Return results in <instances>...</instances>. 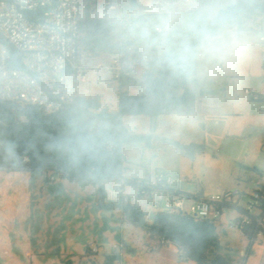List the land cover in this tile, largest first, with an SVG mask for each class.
I'll return each mask as SVG.
<instances>
[{
    "label": "rangeland",
    "instance_id": "1",
    "mask_svg": "<svg viewBox=\"0 0 264 264\" xmlns=\"http://www.w3.org/2000/svg\"><path fill=\"white\" fill-rule=\"evenodd\" d=\"M234 1L222 0L220 4L223 7L220 9L230 5L225 3L233 4ZM121 3V6L108 13L115 22L114 37L109 34L106 38L91 40L92 48L88 43L84 44L81 57L86 69L84 72L80 71V75L84 73V82L79 81L78 74V94L99 97L102 107L107 106L111 112L117 110L115 88L118 82L112 81L113 72L110 69L118 56L115 44L117 34L121 32L125 40L141 45L144 59L162 58L187 42L193 11H208L219 5L217 0H193L190 4H186L185 0H121ZM125 7L132 11V26L122 27L120 23L119 15ZM156 27H160L163 32H155ZM233 34L234 36L226 32L220 37L205 39L201 44L196 66L198 83L195 88L199 92V98L195 115L122 117L123 124L128 129L145 138L139 144H126L123 147L128 162L124 172L126 178L146 177L143 166L150 165L152 181H155L156 171H165L181 182L184 191L195 193L202 190L205 195L222 194L230 186L234 187L238 183V176L244 174L241 165L250 166L247 163L248 157L259 162L264 160V154L256 153L261 149L260 131L264 130V112L261 111L263 107L250 103L247 94V91H251L249 87L263 86L260 83H264V47L260 44L261 35L255 31H241L239 40ZM138 78H141V74ZM129 90L135 92L141 88L138 86ZM174 141L185 145L204 144L206 149L191 159L178 152L172 144ZM35 174L37 173L2 172L0 187L12 189L11 193L18 197L24 189L33 195L37 184L31 180V176ZM179 181L173 187H177ZM47 185H62L70 189L60 195L61 200L55 202V210L62 212L64 222L72 221V227L64 229L65 240L58 235L55 249L57 253L49 252L43 260L35 257L36 264H107V257L114 253L116 245L119 250L122 249L123 259L114 260L112 264H193L181 261L173 245L163 248L161 254L159 250L148 252L146 245L149 244V238L142 229L122 224L117 210L98 209L96 185L71 184L67 181L49 182ZM128 191L131 202H137L133 200L134 192L131 189ZM16 196L8 195L6 198L5 213L8 220H16L25 207V216L33 214V218H40L41 210L37 211L36 206L29 202L25 204L22 197ZM81 203L86 204L85 218L82 217L79 221L73 217L79 215ZM138 204L144 208L141 200ZM236 215L235 211L225 210L221 218L226 230V234H222L221 242L228 247L225 254L231 258V264H264V236L258 237L250 248L247 238L241 232L227 228L228 221ZM75 222L81 224L76 230L73 229L77 225ZM11 233L13 235L15 232ZM40 237L42 239V234ZM75 237L77 242H82L85 238L88 243L95 241L99 245L97 254L86 255L85 248H78L81 251L77 252L80 245L77 242L75 244ZM44 246H48V240ZM33 248L35 249V245ZM69 251L73 252L67 253Z\"/></svg>",
    "mask_w": 264,
    "mask_h": 264
},
{
    "label": "trees",
    "instance_id": "2",
    "mask_svg": "<svg viewBox=\"0 0 264 264\" xmlns=\"http://www.w3.org/2000/svg\"><path fill=\"white\" fill-rule=\"evenodd\" d=\"M104 3L122 4L121 0H80L78 56L75 67H69L75 74L86 69L79 61L84 44L88 43L92 48L91 40L106 38L109 34L114 37L116 33L109 10L102 8ZM249 22H258V28L248 30L264 35V0H235L211 15L195 10L191 13L187 42L180 49H173L162 58L154 59H144L141 45L125 40L121 32L117 34L115 44L121 70L120 76L112 80L118 82L115 112L107 106L102 107L99 97L82 96L78 92L72 103L51 115L22 101L0 100V173H43L48 182H51L50 176H56L60 181L71 184L96 185L99 210H117L122 224L142 229L153 244L146 245L150 248L148 252L173 245L181 261L231 264V258L225 254L228 247L221 242L222 215L225 210L236 212L233 229L247 238L251 248L258 237L264 236V186L260 185L254 191L256 197L251 195L247 206H241L238 200L228 199L213 206V210L219 213L217 219L202 217L187 209L164 208L154 210L151 219L146 221L143 208L137 202H131L129 196L126 200L121 195L117 202L109 203L106 192L107 187L115 186L121 179L124 180L122 192L161 187L147 178L125 177L128 162L123 153L124 145L139 144L145 138L128 129L122 117L195 115L199 98L195 88L198 83L196 66L202 42L221 36L231 27L239 32L247 30L245 27ZM8 46L12 57L10 67L22 68L16 49L10 44ZM134 69L137 73H133ZM139 74L141 78H138ZM138 86L140 91L129 90ZM247 94L250 103L260 104L264 110L263 94L253 91H247ZM165 141L171 143L170 140ZM172 144L181 155L191 159L206 149L204 144L185 145L175 141ZM172 189L176 196L185 197L187 203L203 199L202 194ZM163 190L171 188L163 186ZM251 202L253 207L249 210L247 207ZM85 254L93 256L97 253L87 248ZM122 259L120 249L117 255H109L106 262L112 264L114 260Z\"/></svg>",
    "mask_w": 264,
    "mask_h": 264
},
{
    "label": "built area",
    "instance_id": "3",
    "mask_svg": "<svg viewBox=\"0 0 264 264\" xmlns=\"http://www.w3.org/2000/svg\"><path fill=\"white\" fill-rule=\"evenodd\" d=\"M190 4L191 0H185ZM119 7L117 4L104 3L102 8L109 11ZM120 23L133 25V15L129 8H122ZM80 0H0V100L22 101L37 106L45 114L59 112L76 97L78 74L69 70L75 67L80 36ZM157 33L163 32L156 27ZM8 44L12 45L22 64V68L10 67L12 60ZM260 44L264 45V35L260 36ZM113 77L120 76L118 56L110 66ZM133 73H137L134 69ZM81 82L85 77L80 78ZM147 177H151L150 165L145 166ZM51 182H59L56 176H50ZM149 179V178H147ZM150 180V179H149ZM152 181V180H150ZM177 180L165 171L155 172V181L161 187L137 189L135 198L142 201L144 218L150 220L157 209H187L189 212L212 219L219 213L213 206L221 204L225 199L236 201L239 190L223 194L203 195V199L192 201L187 206L185 197H178L172 189ZM124 180L106 192V201L115 203L121 195L128 199L127 191L122 192ZM163 186L171 190H163ZM252 196L256 197L253 192ZM130 197V196H129ZM253 202L247 207L251 210ZM233 220L230 226L233 228ZM92 252L97 253L99 245L95 241L87 244ZM116 245L114 255L119 253ZM150 251V248L146 247Z\"/></svg>",
    "mask_w": 264,
    "mask_h": 264
},
{
    "label": "crops",
    "instance_id": "4",
    "mask_svg": "<svg viewBox=\"0 0 264 264\" xmlns=\"http://www.w3.org/2000/svg\"><path fill=\"white\" fill-rule=\"evenodd\" d=\"M191 1L193 2V0ZM217 1L219 2V5L215 9H210V10L208 9V11H201V9H198V11L205 13V14H209V15L214 14L215 12L220 10V8L223 7V5L221 6L220 4L222 0H217ZM225 4L231 5V3H225ZM114 18L116 19V17ZM253 27L258 28V22L256 23L249 22L246 24L245 28H247V31H248L249 28H253ZM226 32H228L229 35H233V36H234L233 33H235L237 35L236 39L239 40L240 32L237 31L235 28L231 27L227 29L224 33ZM251 44L255 45L256 43H251ZM261 47H264V46L262 45ZM79 61L82 67L86 68V66H83L82 64L81 52H80ZM83 75H80V78ZM78 80L76 82V91H78L77 85L80 81ZM260 85H263V86L249 87V88H251L250 90L253 92L264 95V83H260ZM261 111L264 112L263 109H261ZM255 130H258V129H255ZM249 136L251 137V135ZM260 145H261L260 147L261 149L256 151V153L259 155H261V153L264 154V130L263 129H261L260 131ZM251 158L252 157L247 158L248 160L247 163H249L250 166H252V168L249 165H241L242 169H244V174L238 176L237 178L238 183L234 187L230 186L228 190L224 191V193H226L234 189L239 190V195L237 196V200L241 206H247L248 202L250 201V196L253 194V192L256 189H259L260 185L264 186V175H263L264 174V160L262 159V162H259ZM13 173H23V172H13ZM129 178H133V177H129ZM134 178H137V177H134ZM144 178H149L150 180H152L151 177L146 176ZM31 180H33V182L37 184V187L35 188V192L33 193V195L31 194V192H28V190L24 189L22 193L19 194V197L23 198V201L25 202V204L26 202H29L30 205L32 204L33 206H36L37 211L41 210L39 219L33 218V214L25 216L24 213L25 211H27V208L25 207V210H23V212H20L22 213V215L18 214L16 217L17 218L16 220L15 218L8 220L6 218V216L8 217V215L5 213L7 210V205H5L7 204L6 198L8 195L16 196V194L13 195V193H11L12 189L9 190L8 188L0 187V264H36L34 262L35 257L38 258L39 260L41 259L43 260L49 252L57 253L55 250L57 247L56 246V243L58 241L57 239H59V236H60V238H63L65 240L64 229L72 227L70 225L72 221L65 220L66 222L65 223L62 217V212L60 211L56 212L55 210V202H57L58 199L61 200L59 198L60 195L63 194L64 191H69L70 189L62 185L51 186V187L48 186L47 183L49 182L47 181L46 175L43 173H39V174L37 173L35 174V176H31ZM249 182L252 184L249 185L248 184ZM178 183L179 184L177 187H173L174 185L173 184L172 188H174L175 190H180L181 192L189 193V194L198 193V194L205 195L202 192V190L196 191L195 193L184 191L181 185V182L179 181ZM110 187H107V189H109ZM127 194L131 198V194L129 193L128 190H127ZM216 194H221V193H216ZM16 197H18V195ZM133 200L135 201L136 198H134ZM74 201L75 203L77 202V200H74ZM97 201H98V197H97ZM65 202H68V201L65 200ZM138 202L139 201H137V203ZM190 203L191 201H188L187 206H189ZM41 207L43 208L40 209ZM80 207H81V210H80L79 215L77 217H73L75 220H79V221H81V218L84 217V210H85L86 204L81 203ZM98 209H99V206H98ZM65 218H68V216H66ZM235 218L230 219L228 221L227 223L228 229L233 230V228L230 226V221L234 220ZM57 221H58V225H57ZM76 223L77 225H75V227L73 228L74 230H76V228L80 227L81 225L78 222H75L74 224ZM221 225L223 227V232L225 231V234H226V230L224 228V223L222 222V220H221ZM9 226L12 228H10ZM11 232H15L13 233L14 236L12 235ZM72 233H73V230H72ZM41 234H42V239L40 237ZM50 236H51V239H50ZM46 240H48L47 247L44 246V244L46 243ZM76 242H77V239L75 237V244ZM148 242L149 244H152L150 238ZM77 243H79L80 247H77L76 251L78 250V248H81V250L84 248L87 249L88 240H86V238L83 239L82 242L79 241ZM33 245H35V249L33 248ZM71 246L73 247V245ZM81 250L79 249L78 251H81ZM161 250L162 249H160L159 252ZM72 252L73 251H69L67 253H72ZM159 254H161V252Z\"/></svg>",
    "mask_w": 264,
    "mask_h": 264
},
{
    "label": "water",
    "instance_id": "5",
    "mask_svg": "<svg viewBox=\"0 0 264 264\" xmlns=\"http://www.w3.org/2000/svg\"><path fill=\"white\" fill-rule=\"evenodd\" d=\"M133 1H135V0H133ZM224 233H225V231H224Z\"/></svg>",
    "mask_w": 264,
    "mask_h": 264
}]
</instances>
